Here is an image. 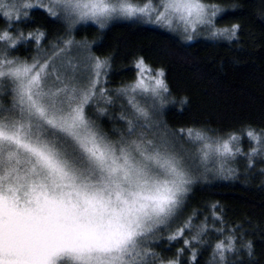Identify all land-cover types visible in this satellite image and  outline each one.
Listing matches in <instances>:
<instances>
[{
  "label": "snow or ice",
  "instance_id": "obj_1",
  "mask_svg": "<svg viewBox=\"0 0 264 264\" xmlns=\"http://www.w3.org/2000/svg\"><path fill=\"white\" fill-rule=\"evenodd\" d=\"M34 7L63 19L69 29L43 57L45 34L25 36L17 27ZM222 11L202 0H160L158 8L126 0H37L35 5L0 0L5 22L0 28V264H180L184 248L176 258L164 259L153 246L158 234L181 218L196 183L197 165L184 145L204 160L210 153L234 158L241 154L235 146L240 137L170 128L163 119L166 103L172 102L165 73L153 74L142 57L135 61L136 80L115 90L117 98L127 99V107L110 116L121 126L105 131L99 121L109 115L108 107L115 108L103 86L110 61L93 55L87 41H75L71 25L91 20L103 29L114 18L142 15L146 22L170 26L179 19L185 32H195L199 24L213 37L238 40L240 25L216 27ZM27 40L36 42L37 54L16 55ZM247 136L256 145L247 156L251 168L253 156H264V129L249 128ZM235 172L224 164L217 169L225 179ZM211 209L212 228L207 217L194 224L202 213L193 210L167 240L182 242L193 262V242L211 247V264H232L229 256L241 250L252 257L243 226L216 228L224 220L218 205ZM209 233L223 239L213 245L205 239Z\"/></svg>",
  "mask_w": 264,
  "mask_h": 264
},
{
  "label": "trees",
  "instance_id": "obj_2",
  "mask_svg": "<svg viewBox=\"0 0 264 264\" xmlns=\"http://www.w3.org/2000/svg\"><path fill=\"white\" fill-rule=\"evenodd\" d=\"M202 1L224 9L215 19L218 28L240 25L238 40L200 36L187 42L164 27L137 18L115 20L103 29L93 23H81L71 28V37L79 42L87 41L93 55L110 61V68L105 70L107 83L103 86L113 97L115 108L108 107L109 115L99 121L105 131L114 124L121 126L122 122L110 116L119 115L121 105L127 107V101L125 97L117 98L115 90L136 80L135 61L142 57L151 69H162L165 73L172 102L166 103L163 119L170 128L211 129L209 135L225 139L228 133H233L240 137V157L226 162L236 169L235 174L225 179L213 172L217 167H212V171L196 176L186 210L170 229L158 234L153 250L164 259H172L176 258L178 249L184 248L183 255L178 257L180 264H211L212 249L207 244L193 242L192 249L197 254L193 262L191 250L180 241L169 242L167 237L193 210L202 213L194 219V224L207 217L212 228L211 205L216 204L224 224L216 222L214 226L227 231L242 225L245 238L253 244L252 257L241 250L239 255L229 256L232 264H239L241 259L245 264H264V175L261 174L264 156H253L251 168L247 158L256 146L247 136V130L264 129V0ZM4 26V19L0 18V28ZM17 27L25 36L37 30L43 32L42 49L59 43L58 38L67 37L69 31L63 19L50 17L38 7L31 9L28 18ZM36 54L34 40L22 42L16 52L25 58ZM194 157L197 159L196 153ZM186 236L190 238L187 233ZM205 239L214 245L223 236L209 233Z\"/></svg>",
  "mask_w": 264,
  "mask_h": 264
},
{
  "label": "rangeland",
  "instance_id": "obj_3",
  "mask_svg": "<svg viewBox=\"0 0 264 264\" xmlns=\"http://www.w3.org/2000/svg\"><path fill=\"white\" fill-rule=\"evenodd\" d=\"M26 2H30V3H32L33 5H35V4H37V0H26ZM47 2H48V0H44V3L45 4H47ZM109 2H114V0H109ZM126 2H128V3H131V4H133V5H135V6H138V7H143L145 4H149V3H151L154 7H159V3H160V0H149L148 2H145V3H139V2H136V1H132V0H126ZM203 2V1H202ZM203 3H205V2H203ZM206 5H215V4H208V3H205ZM34 8H37V7H34ZM39 8V7H38ZM42 9H44V8H42ZM45 10V9H44ZM221 13V12H220ZM219 13V14H220ZM218 14V15H219ZM217 15V16H218ZM216 16V17H217ZM141 19V20H143V21H147V18L146 17H144V16H142V15H137V16H135V17H132V18H124V17H117V18H114V19H112L110 22H108V24L109 23H111V22H113V21H115V20H123V19ZM155 19V17L153 16V20ZM216 19V18H215ZM81 23H93V24H96L94 21H91V20H88V21H80V22H78V23H75V24H72L71 25V28H75L77 25H79V24H81ZM147 23H149V24H151V25H154V26H160V27H164V28H166V29H168V30H170V31H172V32H174V33H176V34H178L179 36H182V38L185 40V41H187V42H191V41H193L194 39H196V38H198V37H200V36H209V37H212V38H216V37H213L211 34H210V32H209V30H208V28H207V26H202V25H197L196 26V30H195V32H191V30L189 29V32H185V30H184V24H183V22L182 21H180L179 19H173V21H172V24L170 25V26H168V25H161V24H156V23H154V22H147ZM107 24V25H108ZM97 25V24H96ZM106 25V26H107ZM99 26V25H98ZM217 27V26H216ZM218 28V27H217ZM222 29V28H221ZM189 34H191L192 35V39L191 40H188L186 37H187V35H189ZM76 41V40H75ZM42 42V41H41ZM77 42H79V41H77ZM90 47V46H89ZM51 52V46L49 47V48H44V49H42L41 48V52H40V55H41V57H43L44 55H47V54H49ZM155 71H157V70H153V74L155 73ZM137 100H140V97L139 96H137ZM126 101H127V99H126ZM100 106L101 107H105L106 105H104L103 103H101L100 104ZM165 108V107H164ZM238 136V135H237ZM225 139H227V138H225ZM190 144H185L184 145V148L185 149H187L188 150V152H189V155L191 156V157H193L194 159H195V162H196V165H197V168H196V170H195V175L196 176H200L201 175V172H208V171H212V167H217V168H219L220 166H221V164H224L226 167H229V166H227L226 165V162L228 161V160H230V159H235V158H238V157H240V154H237L234 158H223V157H220V156H218L217 154H215V153H210L209 154V156H208V158L206 159V160H204V159H201V158H199V153H198V151H197V149L196 148H192V145H190ZM235 146H238L239 148L241 147V144H240V140H239V142H238V145H235ZM234 146V147H235ZM192 148V149H191ZM195 149V150H194ZM241 149V148H240ZM196 153V155L198 156L197 157V159L194 157V154ZM215 169V168H214ZM214 169H213V172H215V173H217V169H216V171H214Z\"/></svg>",
  "mask_w": 264,
  "mask_h": 264
}]
</instances>
